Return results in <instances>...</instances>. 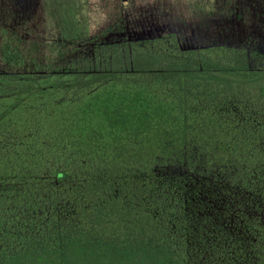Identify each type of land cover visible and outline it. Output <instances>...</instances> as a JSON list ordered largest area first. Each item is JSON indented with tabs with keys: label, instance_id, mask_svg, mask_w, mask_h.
<instances>
[{
	"label": "trees",
	"instance_id": "1",
	"mask_svg": "<svg viewBox=\"0 0 264 264\" xmlns=\"http://www.w3.org/2000/svg\"><path fill=\"white\" fill-rule=\"evenodd\" d=\"M119 20L1 45L0 264H264V59Z\"/></svg>",
	"mask_w": 264,
	"mask_h": 264
},
{
	"label": "rangeland",
	"instance_id": "2",
	"mask_svg": "<svg viewBox=\"0 0 264 264\" xmlns=\"http://www.w3.org/2000/svg\"><path fill=\"white\" fill-rule=\"evenodd\" d=\"M121 17L133 37L169 31L187 47L240 44L264 59V0H0V51L14 37L43 54L47 43L98 33ZM0 69H12L1 55Z\"/></svg>",
	"mask_w": 264,
	"mask_h": 264
}]
</instances>
